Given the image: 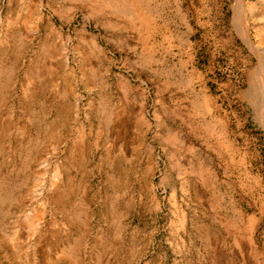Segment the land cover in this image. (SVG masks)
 <instances>
[{
	"label": "rangeland",
	"instance_id": "rangeland-1",
	"mask_svg": "<svg viewBox=\"0 0 264 264\" xmlns=\"http://www.w3.org/2000/svg\"><path fill=\"white\" fill-rule=\"evenodd\" d=\"M130 1L0 0V264H264V0Z\"/></svg>",
	"mask_w": 264,
	"mask_h": 264
},
{
	"label": "bare ground",
	"instance_id": "bare-ground-1",
	"mask_svg": "<svg viewBox=\"0 0 264 264\" xmlns=\"http://www.w3.org/2000/svg\"><path fill=\"white\" fill-rule=\"evenodd\" d=\"M121 6H123V7H126V9H127V11H129L128 12V14L130 15H133V13L131 12V10L133 9V7H134V5L133 4H131L132 2L130 1V0H121ZM108 5V4H107ZM239 5H241V4H239ZM119 6V5H118ZM242 6V5H241ZM110 8H112V9H114L112 6L110 7ZM24 9V8H23ZM122 10V9H121ZM120 13H121V11H120ZM126 16V15H125ZM241 19H242V17H241ZM241 22H242V20H240ZM6 25H7V22H6ZM6 25H5V28H6ZM28 30V29H27ZM31 30V29H30ZM29 31V30H28ZM240 31H241V29H240ZM242 31H243V36H244V40L245 41H248V33H247V29H246V26H244V24H243V29H242ZM10 32V31H9ZM14 32V31H13ZM30 32V31H29ZM4 33V32H3ZM19 35V34H18ZM17 35V36H18ZM23 35V34H22ZM22 35H21V37H22ZM24 36V35H23ZM18 38V37H17ZM3 45H4V43H3ZM18 47V46H17ZM16 47V48H17ZM15 48V49H16ZM20 48V47H19ZM18 50V49H17ZM17 50L15 51L16 53H15V56H19V53L17 52ZM12 51V50H11ZM51 50H48V49H44L42 52H44L43 53V57H45V58H47V56L49 57H51V56H54V57H56L57 56V54L56 53H51L50 52ZM13 53V52H12ZM11 53V54H12ZM60 55V53L58 54V56ZM36 56V55H35ZM61 56V55H60ZM4 57V56H3ZM38 57V56H37ZM40 57H42V56H40ZM53 58V57H52ZM58 58V57H57ZM62 58V57H61ZM38 59H39V57H38ZM51 59V58H50ZM37 60V59H36ZM59 60V59H58ZM35 62V61H34ZM62 62H63V59H62ZM1 63V62H0ZM61 63V62H60ZM64 63V62H63ZM38 68V67H37ZM36 68V69H37ZM35 69V70H36ZM39 69V68H38ZM37 69V70H38ZM29 70V69H28ZM8 72V71H7ZM36 72V71H35ZM9 73V72H8ZM10 73H11V71H10ZM258 90H259V94L258 95H256L257 97H258V99H259V103H260V105H261V119H262V122L261 123H263V126H264V93H263V90H262V80H261V76L258 78ZM12 87H15V85H13V83H12ZM257 99V100H258ZM259 105V106H260ZM123 108V107H122ZM120 109V108H119ZM120 111V110H119ZM111 112V111H110ZM102 113V112H101ZM112 113V112H111ZM108 115V114H107ZM112 115V114H111ZM119 115V114H118ZM260 116V115H259ZM258 116V117H259ZM119 118V117H118ZM107 120L108 121H111V118L109 119V117L107 118ZM108 123V122H107ZM107 123H105V124H107ZM107 126H108V124H107ZM115 128V127H114ZM4 129H5V126L4 127H2V129L0 130V139L3 137V135H4ZM106 130V129H105ZM58 137V136H57ZM56 137V138H57ZM57 140V139H56ZM1 143V142H0ZM3 150V148H2V146L0 147V151H2ZM18 151H20V150H18ZM33 156V155H32ZM30 157H31V155L30 154H28L27 155V159L29 160L30 159ZM34 157V156H33ZM28 161L26 160V163H25V166H27L28 165V163H27ZM54 177H56V182H60V181H58L59 179H60V177L62 178V179H66V180H68L69 179V172H68V170H67V166H66V164H64V163H60V164H57L56 165V172H55V175H54ZM1 178V177H0ZM26 178V177H25ZM24 180V179H23ZM22 180V181H23ZM9 182V181H8ZM54 183H52L50 186H49V188L50 189H48V190H50V191H52V194L51 195H47V196H45V197H43L42 198V200L43 201H45V202H47L49 205H50V207H51V209H53L54 211H60L61 213H63L64 212V214L66 213V206H65V203H64V201H65V198H66V194H65V191H63V190H61L60 189V185H58V184H56L55 183V181H53ZM7 183V179L6 178H4V179H0V188L2 189V191H3V193H4V195H2L3 193H1L0 194V200L2 199V200H8V201H10V202H14V204H16L17 203V205L18 204H20L19 203V199L20 198H14V197H12L10 194H11V192H4V188H5V186L7 185L6 184ZM24 183V182H23ZM16 199V200H15ZM84 199V198H83ZM78 200V199H77ZM79 200L80 201H77V203L76 204H79V205H77V206H79L78 207V210H80L79 208L80 207H83V206H81V205H84V207L85 206H87L86 204H82V199H80L79 198ZM85 200V199H84ZM76 202V201H75ZM84 202V201H83ZM86 203V202H85ZM21 205V204H20ZM77 208V207H76ZM88 208V207H87ZM0 212H2V215L3 214H5V212L3 213V210H0ZM59 212V213H60ZM91 212V211H90ZM89 212V213H90ZM78 215H77V214ZM75 213V215H73V217H75V221L77 220V221H79L80 223H82L81 222V219L79 218V216L82 214L83 216L84 215H86V213H87V209L86 208H84L82 211H77ZM73 214H74V211H73ZM88 214V213H87ZM71 215V214H70ZM77 215V216H76ZM91 215V214H90ZM67 215H65V217H66ZM115 216V215H114ZM73 217H71V216H67L66 218L68 219V222L66 223V225H65V234L66 235H69L70 233H71V231H72V225H73V221L71 220ZM81 217V216H80ZM85 217V216H84ZM87 217H88V215H87ZM116 217V216H115ZM90 218V217H89ZM23 219H24V223H25V229L27 230V232L29 233V235L28 236H34L35 234H39V232H40V230H41V228H42V226H43V221H42V218L38 215V214H31V215H28V214H24L23 215ZM87 219V218H86ZM115 220V219H114ZM113 220V222L112 223H114L115 224V222L116 221H114ZM86 221V220H85ZM83 224V223H82ZM86 224V223H85ZM89 224V223H88ZM64 226V225H63ZM81 226H84V227H86V225H78V227H79V231H80V234H79V232H77L78 234H79V236L76 238L75 237V239H73V240H75V241H73V243L72 244H69L68 246H66V247H63V249L61 248V249H59V251L57 252L56 251V255H58L59 257H61V256H65V255H67V253H69V254H73L72 256L74 257V258H76V261H78L77 263H79L80 262V264H81V262L84 260V257L86 256V254H85V246H87V243H85V228H84V231H83V229L81 228ZM89 226V225H88ZM87 226V227H88ZM75 227H76V225H75ZM77 229V228H76ZM112 229V228H111ZM113 229L115 230V238H116V236L119 234V232H118V227H117V224H115L114 226H113ZM78 231V230H77ZM87 231H89L88 229H87ZM117 231V232H116ZM89 233H91V232H89ZM101 234H102V230H101V228L99 227L95 232H94V244H93V253H92V251H91V253L93 254V258H94V263L95 264H101V262H102V248H101V240H102V237H101ZM88 235V234H87ZM15 236H16V232L15 231H13V232H11L10 234H9V237H10V240L11 241H13L14 240V238H15ZM39 236H41V234H39ZM89 237V236H88ZM114 237V236H113ZM111 238H112V236H111ZM39 239H40V237H39ZM113 241V240H112ZM116 243V242H115ZM113 245V244H112ZM113 247H114V245H113ZM32 249V250H30V256H31V258H34L33 257V251H34V249L33 248H35V245L34 244H29V245H26V244H21V248L19 249V252H20V257L21 258H24L23 256H24V254H26L27 253V251H28V249ZM87 248V247H86ZM69 250V251H68ZM114 251V250H113ZM54 253V252H53ZM55 255V254H54ZM27 256V255H26ZM26 258V257H25ZM54 258V257H53ZM91 261V260H90Z\"/></svg>",
	"mask_w": 264,
	"mask_h": 264
}]
</instances>
